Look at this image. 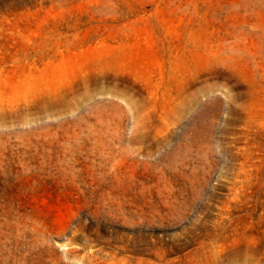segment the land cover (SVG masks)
<instances>
[{
	"label": "rangeland",
	"instance_id": "1",
	"mask_svg": "<svg viewBox=\"0 0 264 264\" xmlns=\"http://www.w3.org/2000/svg\"><path fill=\"white\" fill-rule=\"evenodd\" d=\"M0 264H264V0H0Z\"/></svg>",
	"mask_w": 264,
	"mask_h": 264
}]
</instances>
